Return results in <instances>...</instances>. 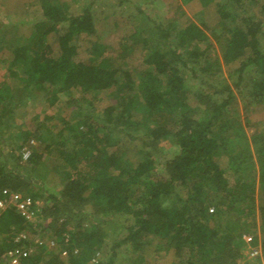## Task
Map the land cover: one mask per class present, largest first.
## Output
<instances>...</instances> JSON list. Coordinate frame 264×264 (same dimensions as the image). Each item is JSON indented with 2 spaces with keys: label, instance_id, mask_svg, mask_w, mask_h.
Segmentation results:
<instances>
[{
  "label": "trees",
  "instance_id": "obj_1",
  "mask_svg": "<svg viewBox=\"0 0 264 264\" xmlns=\"http://www.w3.org/2000/svg\"><path fill=\"white\" fill-rule=\"evenodd\" d=\"M200 1L205 6L215 4L221 29L223 22L228 25L230 34L221 56L206 57L213 37L203 26L186 21L182 11L157 22L152 36L141 30L128 36L120 54L124 62L119 66L116 59L103 56L98 44H94V56L77 58L73 40L97 32L90 6L71 15L65 3L42 0L43 18L34 23L28 38L16 41L6 59L1 55L4 38H0V68L18 84L14 87L0 82V124L12 119L15 109L35 91L47 86L54 88L53 97L47 98L50 110L55 108L58 93L73 89L101 92L109 101L105 119L84 110V117L74 124L62 119V128L54 134L47 122L40 121L35 131L21 133L22 143L10 150L17 164L24 162L26 148L30 155L25 162H44L45 154L32 144L35 140L57 154L65 170L61 173L62 192L52 195V216L62 219L73 207L87 204L96 213H127L133 224L119 245L130 242L139 248L151 239L158 240L157 252L173 251L175 260L170 264H250L249 246L239 229L240 217L255 216L258 184L263 192L259 213L264 255V128L249 137L241 120L230 115L235 90L220 75L223 64L243 59L240 73L250 66L260 72L251 86L250 103L264 102V3ZM120 25L117 21L115 28ZM212 36L216 40L220 37ZM54 38L56 48L51 43ZM140 44L145 67L134 73L125 60ZM240 82L239 76L237 88ZM123 136L129 144L121 148ZM166 140L176 143L178 150L162 175L151 150ZM224 156L233 183L222 166ZM4 159L0 151V187L17 188L23 181L13 168L4 172ZM31 184L42 186L36 180ZM177 186L185 188L188 197H180ZM30 191L28 188L26 197L33 200L35 210L39 202ZM169 199H174L171 205ZM31 223L15 205L1 212L0 253L18 245L32 246L34 251L25 262L40 264L43 253L35 246L42 243L25 233ZM62 231V239H56L52 247L64 258L58 264L101 263L96 260L100 251L95 249L103 247L101 236L93 231H69L66 246ZM21 233L26 238L16 241ZM254 243L258 244L257 236ZM116 253L113 249L109 264Z\"/></svg>",
  "mask_w": 264,
  "mask_h": 264
},
{
  "label": "rangeland",
  "instance_id": "obj_2",
  "mask_svg": "<svg viewBox=\"0 0 264 264\" xmlns=\"http://www.w3.org/2000/svg\"><path fill=\"white\" fill-rule=\"evenodd\" d=\"M60 3H65L69 8L71 15H78L86 6H90L91 13L95 17L96 30L94 35H84L76 37L73 43L77 47V58L86 60L96 54L94 44L102 48L103 56H108L116 59L119 66L123 64V58L120 56L122 44L127 42L128 36L137 30L144 31L146 35L152 36L155 34V26L157 22H165L171 16H178L183 11L186 21H193L203 26V28L213 37L211 39L212 47L207 52L206 57L212 59L221 56L227 39L229 37L228 25L223 22L224 29L219 26V18L216 12L215 4L203 5L200 0H192L184 3L183 0H54ZM224 2L226 0H219ZM42 0H0V38H4V50L1 55L6 59L14 48L18 39H26L29 37L33 25L36 21L43 18L42 15ZM259 4H263L264 0H257ZM121 23L119 28H115V23ZM206 25V26H204ZM206 27V28H205ZM264 30V26H263ZM220 36L217 40L214 36ZM157 41V40H156ZM52 46L57 47V38L52 40ZM130 43V41H129ZM261 45L264 49V33L261 35ZM142 45H136V50L127 55L126 67L134 73L136 70L144 69ZM100 48H98L99 52ZM102 54V53H101ZM240 60H234L231 63L223 64L220 78L222 81L233 85L236 99L232 109V116L238 117L242 125L245 127L249 137L256 131L264 128V102L252 104L250 103V92L253 81L259 77L260 72L256 67H247L244 72L240 73ZM237 88L235 84L239 80ZM6 81L12 86H17V81L12 78L5 69L0 68V82ZM54 88L47 86L43 90L35 91V94L26 100L25 104L18 106L15 109L13 118L5 121L4 125L0 124V151L5 158V173L12 169L15 175L19 176L22 184L17 188L13 186L0 187V194H14L19 197H26L28 188L30 193L38 199V207L35 208V215L30 220L32 223L28 226L25 233L30 239L39 240L42 243L41 247H36L38 253H43V260L40 264L59 263L62 256L52 249L50 242L54 239H62L59 230L62 231L67 242L70 236L69 231H86L96 232L103 239V247L95 246V249L100 251V264H109L111 252L116 253L113 264H170L174 258L173 251L157 252L156 245L158 240L143 244L139 248H134L130 242L119 245V243L127 237L128 228L133 224V218L127 213H96L92 205H85L81 208L69 210L67 217H53L50 213V207L53 203L52 195H57L62 192L63 185L61 182V173L65 170L60 166L59 159L55 152H48L43 143L35 140L32 141L34 147L40 152H43L44 162L36 165L28 164L27 162L16 163L10 157V150L22 143L23 138L21 133L25 130L35 131L36 125L41 122H47L52 133L62 128L63 120L74 124L78 119L83 118L84 110H89L92 115H98L105 119L104 110L108 106L109 101L101 92L87 91L83 92L79 89L69 92L58 93V99L55 102V108L50 110L49 100L53 97ZM84 100L79 101V98ZM91 103V104H89ZM235 110H234V109ZM54 115L51 119L46 117ZM93 118V117H92ZM63 119V120H62ZM101 125H103L101 123ZM100 125V126H101ZM125 136L119 142V147L124 148L129 144L125 141ZM128 140V139H127ZM135 143V142H134ZM177 144L171 141H162L152 149L155 160L158 165L160 174L167 173L168 160L177 152ZM17 155V154H16ZM222 166L227 170V177L230 183H233L234 177L229 172L227 157L221 159ZM32 180L41 183V187L33 186ZM258 183V180L255 179ZM28 187V188H27ZM177 193L180 197H188L186 189L177 186ZM263 192L257 184L256 193L254 196L255 216L240 217L241 225L240 232H243L242 237L252 236L258 237V244H261L262 226L260 221V205L262 203ZM174 199H169L171 205ZM167 202V203H168ZM46 209L47 213H45ZM74 209V211H73ZM72 211V212H71ZM50 214V216H48ZM52 220V222H51ZM245 223V224H244ZM245 225V226H243ZM38 238V239H37ZM89 248L88 244H85ZM250 259V257H247ZM64 259V258H62ZM61 259V260H62ZM250 264H257L256 261L250 259ZM143 261V262H141ZM67 262V260H66ZM141 262V263H140ZM96 263V262H93Z\"/></svg>",
  "mask_w": 264,
  "mask_h": 264
},
{
  "label": "built area",
  "instance_id": "obj_3",
  "mask_svg": "<svg viewBox=\"0 0 264 264\" xmlns=\"http://www.w3.org/2000/svg\"><path fill=\"white\" fill-rule=\"evenodd\" d=\"M30 155L29 149H23L22 158L27 160ZM15 205L19 211L23 213L26 219L31 220L35 215V210L33 208L34 202L28 197H19L14 194L3 193L0 196V213L6 210L8 207ZM26 238L25 233H21L16 241ZM36 242H40L37 241ZM245 242L249 246V257L257 264H264V255L261 248V244H255L254 238L252 236L245 237ZM55 245V240L50 242V246ZM34 251V248L28 247L26 245H18L13 248L6 249L3 253H0V264H26L25 259H27ZM63 255L66 256L68 253L64 250Z\"/></svg>",
  "mask_w": 264,
  "mask_h": 264
}]
</instances>
